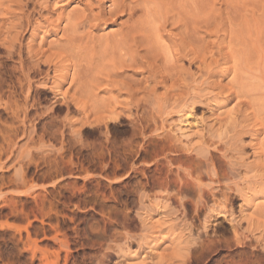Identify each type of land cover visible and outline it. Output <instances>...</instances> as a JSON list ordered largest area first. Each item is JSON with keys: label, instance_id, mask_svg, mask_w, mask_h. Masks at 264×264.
I'll use <instances>...</instances> for the list:
<instances>
[{"label": "rangeland", "instance_id": "obj_1", "mask_svg": "<svg viewBox=\"0 0 264 264\" xmlns=\"http://www.w3.org/2000/svg\"><path fill=\"white\" fill-rule=\"evenodd\" d=\"M110 1L0 0V264H264V0Z\"/></svg>", "mask_w": 264, "mask_h": 264}, {"label": "bare ground", "instance_id": "obj_2", "mask_svg": "<svg viewBox=\"0 0 264 264\" xmlns=\"http://www.w3.org/2000/svg\"><path fill=\"white\" fill-rule=\"evenodd\" d=\"M111 7L112 9H108L106 11L99 10L96 14L93 15V12H90V17L92 18L93 22L100 21L102 17L107 14L110 19L116 18V17H127L128 21L131 22V25L126 28L125 31H122L120 34L117 35V47H119L121 50L128 48L131 49L134 48V51L136 53H140V49L143 51H148L150 47H152V42L149 40V37L145 33L143 29V24L140 22H137L135 17L137 15L138 9L134 0H111ZM99 8V7H98ZM132 25L134 26L132 28ZM132 28V29H131ZM144 52V54H145ZM72 79H74V75L72 76ZM58 88V85H57ZM51 91L56 95V89H51ZM26 99L28 97L26 96ZM63 101L67 100L65 96H61V100ZM71 101L74 102V99L71 98ZM75 104V103H74ZM178 153V156H181V153L183 151L176 150ZM195 152L194 150H191L190 153ZM180 153V154H179ZM196 155H198L196 153ZM181 158V157H180ZM188 159L194 160L195 157H191V154H189ZM187 182V181H186ZM188 185V184H187ZM219 193L223 196L224 203L228 202V196L226 193L222 191V189H219ZM214 196V194H212ZM226 206L222 210L219 211V214L224 215L226 213L225 211Z\"/></svg>", "mask_w": 264, "mask_h": 264}]
</instances>
